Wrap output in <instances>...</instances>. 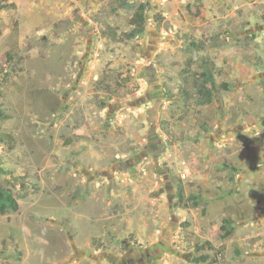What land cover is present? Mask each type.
Returning a JSON list of instances; mask_svg holds the SVG:
<instances>
[{"label": "rangeland", "instance_id": "374dc122", "mask_svg": "<svg viewBox=\"0 0 264 264\" xmlns=\"http://www.w3.org/2000/svg\"><path fill=\"white\" fill-rule=\"evenodd\" d=\"M9 1L0 264H264V0Z\"/></svg>", "mask_w": 264, "mask_h": 264}, {"label": "trees", "instance_id": "16d2710c", "mask_svg": "<svg viewBox=\"0 0 264 264\" xmlns=\"http://www.w3.org/2000/svg\"><path fill=\"white\" fill-rule=\"evenodd\" d=\"M118 7H131L133 8L139 15V17L135 21L134 28L128 33L131 37H136L145 31L147 16L146 11L148 9V3L145 2H131L130 0H118ZM15 3L10 2L9 0H0V11L3 9L14 7ZM4 24V22L0 21V27ZM194 45L200 47V45L196 42H193ZM11 59V58H10ZM203 67L201 70L195 72L196 74V85H197V95L196 101L199 104L210 103L212 97L214 96L215 90L218 88L217 82L215 80V75L212 70V65L208 61L202 63ZM3 81L0 80V86ZM220 86L226 88L228 85L226 83H221ZM1 97V93H0ZM9 118V114L6 113L4 109L1 108L0 105V121L6 120ZM9 143V142H8ZM179 199L181 201L191 203L192 206L197 207L203 205L202 196L196 192H190L188 195H184L183 192L179 193ZM19 201L15 193L12 189L0 186V214L4 215L7 213H14L19 210ZM204 207V205H203ZM225 229L222 233V237L230 236L234 227L229 219H225ZM207 244L200 245L199 250L206 249ZM212 257L210 254H202L198 257H194L193 259L197 263L202 264H213L217 262V258Z\"/></svg>", "mask_w": 264, "mask_h": 264}]
</instances>
